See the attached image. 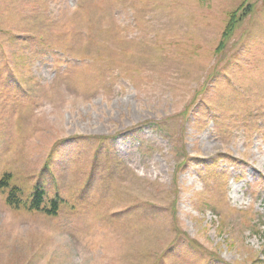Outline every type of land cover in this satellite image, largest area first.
Listing matches in <instances>:
<instances>
[{"label":"rangeland","instance_id":"obj_1","mask_svg":"<svg viewBox=\"0 0 264 264\" xmlns=\"http://www.w3.org/2000/svg\"><path fill=\"white\" fill-rule=\"evenodd\" d=\"M5 175L0 264H264V0H0Z\"/></svg>","mask_w":264,"mask_h":264},{"label":"trees","instance_id":"obj_2","mask_svg":"<svg viewBox=\"0 0 264 264\" xmlns=\"http://www.w3.org/2000/svg\"><path fill=\"white\" fill-rule=\"evenodd\" d=\"M243 8V7H241ZM249 11V8L247 9ZM247 12L243 11V14L246 15ZM238 15V11L236 10L235 12L231 13L230 16V21L226 26V29L223 33V41L220 44V47H223V44L225 43L226 39L228 37H231V35L233 34V32L235 31L236 25L237 23L240 21L241 16L237 17ZM12 179L11 175H5V177L0 180V188L3 189L6 186H9V182ZM20 189L18 188H14L8 195L7 198V203L10 206H19V204L21 203V200L17 197L19 195ZM45 197H46V192L40 188V186H37L35 192L32 194V202H31V206L30 208L32 210H47V209H43V205L45 203ZM58 211V203L55 202L54 203V207L53 209H49L48 211H46L49 214H56Z\"/></svg>","mask_w":264,"mask_h":264}]
</instances>
